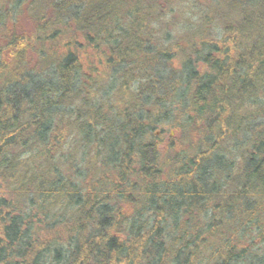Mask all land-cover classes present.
Instances as JSON below:
<instances>
[{
  "label": "trees",
  "instance_id": "obj_1",
  "mask_svg": "<svg viewBox=\"0 0 264 264\" xmlns=\"http://www.w3.org/2000/svg\"><path fill=\"white\" fill-rule=\"evenodd\" d=\"M201 2L0 0V264H264V0Z\"/></svg>",
  "mask_w": 264,
  "mask_h": 264
},
{
  "label": "rangeland",
  "instance_id": "obj_2",
  "mask_svg": "<svg viewBox=\"0 0 264 264\" xmlns=\"http://www.w3.org/2000/svg\"><path fill=\"white\" fill-rule=\"evenodd\" d=\"M252 5H254V3H251L250 0H206V3L201 2V8L199 7L201 9L200 18L197 21H203L205 16H210V15H212L214 19H217V21H222L223 20L222 17H224L227 20L242 21V14L245 11H250ZM183 15L186 16L187 14L184 13ZM190 15H193L191 17L197 18L196 13L190 12ZM182 21H189V20L184 17ZM186 36L191 37L188 34ZM164 127L165 126L159 127L156 133L159 134L160 129ZM179 129L180 127L178 126L177 127L176 126L175 127H169V126L165 127V130L162 132L163 134H161V136H163L165 140V143L163 145L164 147L170 141V139H176L180 137L181 133ZM5 189L6 187L0 188V198L5 197L8 200L13 201V204L17 207V209L16 208H12V209L19 213H22L23 215L24 214L22 211L23 205L17 203L16 202L17 198L11 197L9 194H7ZM3 205L5 204L2 202V204H0V223L3 222V219L5 218L6 212H7V210L5 209ZM35 220H38V219L35 218Z\"/></svg>",
  "mask_w": 264,
  "mask_h": 264
}]
</instances>
